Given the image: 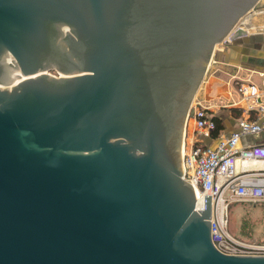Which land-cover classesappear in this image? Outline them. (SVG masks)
I'll list each match as a JSON object with an SVG mask.
<instances>
[{"label":"water","instance_id":"1","mask_svg":"<svg viewBox=\"0 0 264 264\" xmlns=\"http://www.w3.org/2000/svg\"><path fill=\"white\" fill-rule=\"evenodd\" d=\"M258 1L0 0V264H264L214 248L181 154Z\"/></svg>","mask_w":264,"mask_h":264},{"label":"built area","instance_id":"2","mask_svg":"<svg viewBox=\"0 0 264 264\" xmlns=\"http://www.w3.org/2000/svg\"><path fill=\"white\" fill-rule=\"evenodd\" d=\"M235 81L241 99L251 103L247 111L255 107L262 121L242 118L236 131L213 137L216 124L210 107L195 100L190 106L192 134L183 148V176L195 189V209H203V195H210V240L218 252L264 256V242L238 238L227 226L232 201L264 203V166H254L264 164V141L240 142L243 136L264 135V92L249 80ZM205 138H215L216 145H206Z\"/></svg>","mask_w":264,"mask_h":264},{"label":"crops","instance_id":"3","mask_svg":"<svg viewBox=\"0 0 264 264\" xmlns=\"http://www.w3.org/2000/svg\"><path fill=\"white\" fill-rule=\"evenodd\" d=\"M244 29L247 31L245 36L229 41L230 45L216 50L213 56V58H216H212L219 65L218 67H223L217 69L214 65L215 71L225 69L228 77L221 79L217 76H210L211 80L209 78L208 81H205L209 90L202 101L210 107L212 115L220 120L222 125V129L219 131L220 135L236 131L239 120L242 118L262 121V117H258L255 107L249 112L247 111L248 105H251V103L241 99L235 80H249L264 92V27H261V31L258 32ZM216 100L222 105L215 104ZM263 141L264 135L243 136L240 140L242 145H251ZM203 142L212 147L216 145L215 138H205ZM254 166L260 167L264 164L257 162ZM258 203L264 205L262 202Z\"/></svg>","mask_w":264,"mask_h":264},{"label":"rangeland","instance_id":"4","mask_svg":"<svg viewBox=\"0 0 264 264\" xmlns=\"http://www.w3.org/2000/svg\"><path fill=\"white\" fill-rule=\"evenodd\" d=\"M236 27H242L249 29L251 32L261 31V27H264V0H259L255 6L247 13L243 15V17L239 20ZM230 42H223L219 44L214 51L220 49L221 47L229 46ZM215 53V52H214ZM214 53L210 59L212 60ZM214 57L213 59H215ZM215 63V60L213 61ZM208 63L207 71L205 73L203 82L198 89L196 95L191 101L190 106L194 103L195 100L202 101L206 97V92L209 90L206 86V80L208 81L210 76H217L223 79L226 76L225 69L223 71H215L214 65L217 69H221L223 67H218L219 65ZM215 72V73H213ZM51 74L57 75L56 72L52 71ZM214 74V75H213ZM211 80V78H210ZM206 87V88H205ZM204 104V102L202 101ZM217 105H222L218 100H216ZM205 105V104H204ZM191 108V107H190ZM190 109L187 113L186 117V127L183 131V136L181 140V154L183 155V148L189 140L188 137L191 136L192 132V120L190 119ZM184 126V124H183ZM228 208V230L229 232L240 238L246 240H255V241H263L264 242V205L258 202L253 201H232L229 204Z\"/></svg>","mask_w":264,"mask_h":264},{"label":"trees","instance_id":"5","mask_svg":"<svg viewBox=\"0 0 264 264\" xmlns=\"http://www.w3.org/2000/svg\"><path fill=\"white\" fill-rule=\"evenodd\" d=\"M213 120L215 121L216 127L212 132V136L216 137L219 134V131L222 129V125L220 123V120L216 116H213ZM240 238H244V237L241 236ZM261 242H263V241H261Z\"/></svg>","mask_w":264,"mask_h":264},{"label":"bare ground","instance_id":"6","mask_svg":"<svg viewBox=\"0 0 264 264\" xmlns=\"http://www.w3.org/2000/svg\"><path fill=\"white\" fill-rule=\"evenodd\" d=\"M16 81V80H15Z\"/></svg>","mask_w":264,"mask_h":264}]
</instances>
